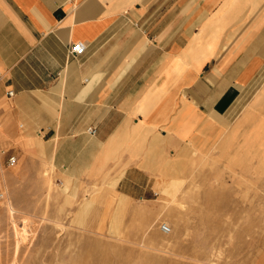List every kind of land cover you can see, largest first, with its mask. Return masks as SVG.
Masks as SVG:
<instances>
[{
    "label": "crops",
    "instance_id": "obj_1",
    "mask_svg": "<svg viewBox=\"0 0 264 264\" xmlns=\"http://www.w3.org/2000/svg\"><path fill=\"white\" fill-rule=\"evenodd\" d=\"M263 77L264 0H0V103L40 114L64 171L130 198L154 193L162 146L219 138L211 118ZM250 103L262 119L264 80Z\"/></svg>",
    "mask_w": 264,
    "mask_h": 264
},
{
    "label": "rangeland",
    "instance_id": "obj_2",
    "mask_svg": "<svg viewBox=\"0 0 264 264\" xmlns=\"http://www.w3.org/2000/svg\"><path fill=\"white\" fill-rule=\"evenodd\" d=\"M262 81L211 118L219 138L162 146L154 193L141 198L119 193L107 171H64L40 114L5 99L0 264H264V115L250 111Z\"/></svg>",
    "mask_w": 264,
    "mask_h": 264
},
{
    "label": "built area",
    "instance_id": "obj_3",
    "mask_svg": "<svg viewBox=\"0 0 264 264\" xmlns=\"http://www.w3.org/2000/svg\"><path fill=\"white\" fill-rule=\"evenodd\" d=\"M71 51L74 53H81L83 51V46L79 43H75L72 44L71 46ZM7 95L8 96H12L13 95V91L12 90H8L7 91ZM86 131L88 134H94L95 133V126L90 125L86 128ZM16 161V157L14 155H11L8 157V164H13ZM161 230L163 232H168L170 230L169 226L165 223L161 225Z\"/></svg>",
    "mask_w": 264,
    "mask_h": 264
},
{
    "label": "bare ground",
    "instance_id": "obj_4",
    "mask_svg": "<svg viewBox=\"0 0 264 264\" xmlns=\"http://www.w3.org/2000/svg\"><path fill=\"white\" fill-rule=\"evenodd\" d=\"M170 227V226H169ZM171 231V230H170Z\"/></svg>",
    "mask_w": 264,
    "mask_h": 264
}]
</instances>
